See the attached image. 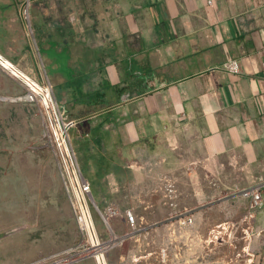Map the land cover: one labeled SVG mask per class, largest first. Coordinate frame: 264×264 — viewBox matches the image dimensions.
<instances>
[{"label": "crops", "instance_id": "1", "mask_svg": "<svg viewBox=\"0 0 264 264\" xmlns=\"http://www.w3.org/2000/svg\"><path fill=\"white\" fill-rule=\"evenodd\" d=\"M85 4V17L72 26L66 8L58 12L63 20L56 19V11L42 17L31 5L26 17V5L4 0L0 38L22 71L36 80L46 75L61 91L57 100L63 113L97 138L95 169L105 171L110 164L124 169L116 161H133L143 151L168 156V142L175 140L184 152L201 145L205 157L222 161L221 169L210 165L225 177L232 167L222 169L224 162L241 159L243 189L264 183V0ZM28 26L39 59L31 50ZM230 60L239 62V73L226 70ZM95 106H101L98 113L79 115ZM81 152L83 170L90 165L84 166ZM240 218L243 264H264V205L253 208L243 198Z\"/></svg>", "mask_w": 264, "mask_h": 264}, {"label": "rangeland", "instance_id": "2", "mask_svg": "<svg viewBox=\"0 0 264 264\" xmlns=\"http://www.w3.org/2000/svg\"><path fill=\"white\" fill-rule=\"evenodd\" d=\"M14 1L22 7L26 5V17L31 5L42 17H52L56 11V19L63 20L64 15L59 13L66 8L70 13L66 18L72 20V26L75 23L78 26L85 17V3L96 2ZM22 12L24 14V10ZM88 13L93 20L94 5ZM25 28L31 50L39 59L31 27ZM88 28L90 30L94 26ZM93 36V45H96L95 30ZM0 41L3 43L0 53L21 69L3 48L6 40L1 37ZM7 52L13 56L20 55L15 51ZM40 68L43 70L42 65ZM33 80L40 94H31L32 88L0 65V264H30L41 255L73 247H80L81 251L86 248L74 217L55 137L59 138L62 130L56 121L54 127L50 122L52 102L58 105L65 121L75 123L69 131L71 144L79 164L78 153L82 151L84 166L90 165L81 172L92 186L96 204L101 209L108 206L132 209L138 229H141L109 251L108 264H243L242 230L238 228L242 220L243 198L237 196L243 190V186L239 185L241 159L224 162L222 169L232 167L227 170L228 177H225L223 170H215L210 165L214 163L221 169L222 161L205 157L201 145H196L192 152H184L179 143L172 140L171 144L168 142V156L157 150L151 155L144 151L137 153L133 161H116L111 157L125 168L119 169L110 164L105 171L96 170L99 162L95 161L98 156L93 148L97 138L79 119L63 113L57 100L61 91L54 88L45 74ZM69 98L74 101L72 96L69 95ZM100 107H85L79 115L96 114ZM99 125V129L103 127ZM183 141L186 142L185 138ZM115 183L125 186L117 189ZM168 183L174 184L177 191L174 206L165 199V185ZM92 212L99 234L103 239L110 238L98 211L93 207ZM188 214L193 215L194 222L182 226L180 217ZM120 226L124 230L119 229ZM120 226L114 227L119 236L128 230L125 225ZM87 254L88 251L79 254L81 259L73 264H97L92 257L82 258Z\"/></svg>", "mask_w": 264, "mask_h": 264}, {"label": "built area", "instance_id": "3", "mask_svg": "<svg viewBox=\"0 0 264 264\" xmlns=\"http://www.w3.org/2000/svg\"><path fill=\"white\" fill-rule=\"evenodd\" d=\"M225 68L234 74L240 71V65L237 60L228 61L225 64ZM52 109L53 114L50 115V122L53 127L56 121L62 130L60 137L58 138L56 135L55 137L66 173V186L71 194L74 217L84 238L86 248L81 251L80 247H73L63 251L41 255L30 264H73L81 259V257L78 258L79 254L86 251H88V254L82 258L92 257L96 260L97 264H100L98 256L102 255L105 257L104 259H106V264H108L107 255L109 251L116 248L122 242L130 239L135 233L140 232L141 229H138V223L132 209L122 210L115 206H108L105 209H101L95 203L92 194V186L83 176L77 154L71 144L69 131L74 127L75 123L73 121L64 120L56 103L54 104L52 102ZM54 115H56V117H54ZM165 188V199L170 202L171 206H174L177 193L176 188L172 183L166 184ZM263 189L264 183H259L241 190L238 194L242 198L249 199L251 201V207L261 208L264 205ZM93 207L98 211L104 225L108 229L110 238L103 239L99 234L92 212ZM180 218L182 226L191 225L194 222L192 214L186 215L184 217L185 219L183 217ZM120 225H125L128 230L119 236L116 234L114 227Z\"/></svg>", "mask_w": 264, "mask_h": 264}, {"label": "bare ground", "instance_id": "4", "mask_svg": "<svg viewBox=\"0 0 264 264\" xmlns=\"http://www.w3.org/2000/svg\"><path fill=\"white\" fill-rule=\"evenodd\" d=\"M0 65L8 70L12 75L16 76L20 80H22L30 89L31 94H40V89L36 85V82L31 78L28 74L22 71L18 66H16L13 62L9 61L0 53ZM38 84V83H37ZM45 88V87H44ZM49 91L50 89L47 88ZM51 93V92H50ZM56 117V115H54ZM54 127V125H53ZM55 134V133H54ZM102 255L98 256L100 264H106V259H104Z\"/></svg>", "mask_w": 264, "mask_h": 264}]
</instances>
